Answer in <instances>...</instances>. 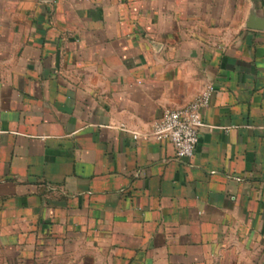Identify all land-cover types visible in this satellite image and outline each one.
<instances>
[{"label":"crops","instance_id":"obj_1","mask_svg":"<svg viewBox=\"0 0 264 264\" xmlns=\"http://www.w3.org/2000/svg\"><path fill=\"white\" fill-rule=\"evenodd\" d=\"M0 264H264V0H0Z\"/></svg>","mask_w":264,"mask_h":264},{"label":"built area","instance_id":"obj_2","mask_svg":"<svg viewBox=\"0 0 264 264\" xmlns=\"http://www.w3.org/2000/svg\"><path fill=\"white\" fill-rule=\"evenodd\" d=\"M213 93L212 86L206 87L191 103L182 108L165 111L148 133L144 135L134 133V138L169 141L178 159L192 158L199 143L201 130L215 129L204 120V112L210 107Z\"/></svg>","mask_w":264,"mask_h":264}]
</instances>
